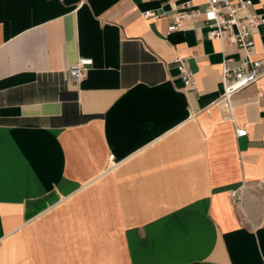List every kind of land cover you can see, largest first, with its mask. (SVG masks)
I'll return each instance as SVG.
<instances>
[{
  "label": "crops",
  "instance_id": "0c3cea01",
  "mask_svg": "<svg viewBox=\"0 0 264 264\" xmlns=\"http://www.w3.org/2000/svg\"><path fill=\"white\" fill-rule=\"evenodd\" d=\"M170 9L0 0V264H264V76L232 97L237 137L212 102L242 51Z\"/></svg>",
  "mask_w": 264,
  "mask_h": 264
},
{
  "label": "built area",
  "instance_id": "2783aa9c",
  "mask_svg": "<svg viewBox=\"0 0 264 264\" xmlns=\"http://www.w3.org/2000/svg\"><path fill=\"white\" fill-rule=\"evenodd\" d=\"M171 3L169 16L172 22L168 31L184 27L186 23L196 30L205 29V36L210 40H217L222 45L232 43L242 53L236 59L223 54L220 62L222 91L212 102L222 107L224 118L231 121L235 127V135L242 137L247 134L244 127H236L233 117L232 97L245 87L257 82L264 76V44L259 49V56L253 57L254 35L260 26L264 25V14L252 8V0H201L194 3L191 0H166ZM144 17L158 16L152 11H144ZM200 23V25H199ZM234 59L237 60L232 65ZM168 62L176 63L179 77L185 85H193V72L187 68L184 59L173 58ZM92 59L81 57L68 67V74L72 81H79L87 72ZM264 90L258 89V96ZM113 159V155H110ZM115 166L117 162H113ZM260 182L264 184V179ZM231 198H235V190L229 191Z\"/></svg>",
  "mask_w": 264,
  "mask_h": 264
}]
</instances>
